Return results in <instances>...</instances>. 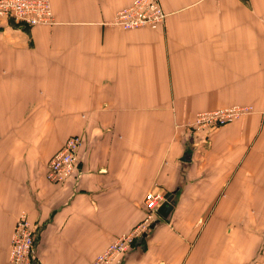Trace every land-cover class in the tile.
<instances>
[{"label": "crops", "instance_id": "crops-1", "mask_svg": "<svg viewBox=\"0 0 264 264\" xmlns=\"http://www.w3.org/2000/svg\"><path fill=\"white\" fill-rule=\"evenodd\" d=\"M131 1L49 0L48 25L0 18V264L20 214L35 264H90L142 227L149 190L175 206L119 264H264V0H160L163 26L113 24ZM232 105L252 111L189 125ZM74 134L75 172L49 182Z\"/></svg>", "mask_w": 264, "mask_h": 264}, {"label": "built area", "instance_id": "built-area-1", "mask_svg": "<svg viewBox=\"0 0 264 264\" xmlns=\"http://www.w3.org/2000/svg\"><path fill=\"white\" fill-rule=\"evenodd\" d=\"M1 17H9L30 26L48 25L54 22L49 0H0ZM165 19L166 12L160 0H132L127 6L116 12L112 23L123 29L140 27L154 29L163 26ZM242 111H245L244 108L200 112L196 114L191 125L202 129L215 127L230 121ZM81 142L79 135H71L61 148L50 157L45 174L49 182H62L75 172L77 152ZM165 198L163 193L149 190L144 195L143 203L151 214H156L158 206ZM153 220L154 218L150 215L147 220H144L140 229L117 237L90 264H119L133 241L146 233L145 227H149ZM35 235L36 227L31 224L25 214H20L15 221L9 244L11 262L14 264H35Z\"/></svg>", "mask_w": 264, "mask_h": 264}, {"label": "rangeland", "instance_id": "rangeland-1", "mask_svg": "<svg viewBox=\"0 0 264 264\" xmlns=\"http://www.w3.org/2000/svg\"><path fill=\"white\" fill-rule=\"evenodd\" d=\"M227 108H234V109H236V108H244V110L245 111H242L241 113H239L236 117H232L233 119H231L230 121H232V120H234V119H236V118H238L239 116H241V115H244V114H247V113H250L251 111H252V108H251V106H239V105H232V106H228V107H223V108H217V110L218 109H222V110H224V109H227ZM213 110H216V109H213ZM209 111H212V110H209ZM202 112H205V111H202ZM198 113H200V112H198ZM198 113H196V114H198ZM196 114H195V116H196ZM195 116H194V119H195ZM194 119L190 122V126L191 127H193V128H195V129H197V130H203V129H209V128H196L195 126H192L191 124H192V122L194 121ZM229 120L228 121H226L225 123H227V122H230ZM225 123H223V124H225ZM219 125H222V124H219ZM219 125H217V126H219ZM211 128H213V127H211ZM81 141H82V139H81ZM144 206V216H143V218L141 219V220H143V222L142 223H144V220H147V218H148V216H150V215H152V217L154 218V220L153 221H155V220H157V219H161L159 216H158V214H157V212H156V214L154 213V214H151V212H150V210H148L146 207H145V205H143ZM157 218V219H156ZM28 219V218H27ZM152 221V222H153ZM150 229V226L148 227V226H146L145 227V232L147 233L148 232V230ZM120 236V235H119ZM118 236V237H119ZM141 238V236L138 238V239H140ZM137 239V238H136ZM135 241H133V243H134ZM132 243V244H133ZM131 247V246H130Z\"/></svg>", "mask_w": 264, "mask_h": 264}, {"label": "water", "instance_id": "water-1", "mask_svg": "<svg viewBox=\"0 0 264 264\" xmlns=\"http://www.w3.org/2000/svg\"><path fill=\"white\" fill-rule=\"evenodd\" d=\"M176 203V195L174 192H171L165 200L158 206L156 212L158 216L162 219H168L170 217L171 211L173 210V207L175 206ZM159 219L153 221L150 224V227H153L154 224L158 221ZM144 233L143 235H145Z\"/></svg>", "mask_w": 264, "mask_h": 264}]
</instances>
